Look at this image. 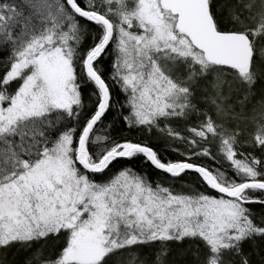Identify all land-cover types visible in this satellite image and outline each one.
I'll use <instances>...</instances> for the list:
<instances>
[{"label": "snow or ice", "instance_id": "1", "mask_svg": "<svg viewBox=\"0 0 264 264\" xmlns=\"http://www.w3.org/2000/svg\"><path fill=\"white\" fill-rule=\"evenodd\" d=\"M0 264H264V0H0Z\"/></svg>", "mask_w": 264, "mask_h": 264}]
</instances>
